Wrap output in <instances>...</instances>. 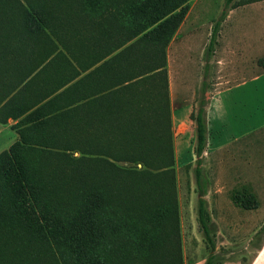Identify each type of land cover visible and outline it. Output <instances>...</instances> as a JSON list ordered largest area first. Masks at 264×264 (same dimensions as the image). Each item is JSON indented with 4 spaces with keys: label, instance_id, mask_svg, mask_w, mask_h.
<instances>
[{
    "label": "trees",
    "instance_id": "obj_1",
    "mask_svg": "<svg viewBox=\"0 0 264 264\" xmlns=\"http://www.w3.org/2000/svg\"><path fill=\"white\" fill-rule=\"evenodd\" d=\"M52 1L55 0H0V7L7 5L17 13L30 15L35 25L52 31L55 11L62 9L56 5L48 10L47 4H38ZM62 1V5L74 2L89 8L93 14H103L110 8L107 0ZM187 1L131 0L116 8L128 26L133 21L140 31L149 29L146 37L162 42L165 58V47L185 15L184 8L176 10ZM233 1L227 0L212 27L205 52L202 98L193 116L197 131V218L211 250L205 264L229 260L215 252L217 223L206 198L210 182L205 174L204 152L208 140L206 93L211 86L210 61L227 12L230 6H236ZM259 63L264 64V57ZM165 65L164 61L160 67L166 79ZM140 82L121 87L116 134L115 128L107 132L109 128L106 133L76 135L73 140L80 142L76 148L72 143L56 147L65 138L61 132L37 134L35 139L21 134L20 141L0 153V264H184L177 199L163 193L162 186H154L152 183L158 182L148 170L131 169L138 160L151 166L145 151L154 152L147 143L161 127L152 120V131L147 134L153 102L146 97L131 98L132 86ZM127 100H131V107ZM40 140L56 146L49 148ZM77 150L81 152L79 157L73 155ZM242 206L257 208L258 200L250 194L242 199ZM258 233L263 244L264 226Z\"/></svg>",
    "mask_w": 264,
    "mask_h": 264
},
{
    "label": "rangeland",
    "instance_id": "obj_2",
    "mask_svg": "<svg viewBox=\"0 0 264 264\" xmlns=\"http://www.w3.org/2000/svg\"><path fill=\"white\" fill-rule=\"evenodd\" d=\"M130 1L107 0L110 8L105 10L103 14H93L89 8L73 5L74 2L72 4L68 2L64 5H62V0L38 3L40 5L47 4L48 10H51L49 6L56 5L59 7L58 10L60 8L64 10V12L62 10L55 11L56 16L53 18L52 31L49 28L43 29L52 39H55L57 53H63V49L69 46L68 40L73 39L72 36L76 35V39L82 37L83 40L88 41L84 42L83 45L91 44V47L96 49L92 62L105 60V62H113L118 67V69H114L116 75L114 88L105 87L103 93L105 99L108 93L112 92L115 95L112 112L111 105L105 103L102 119L94 116L80 117L79 114L74 120L73 116V119L70 120V126H68V132L65 129L67 119L59 120V123L62 124L59 130L64 134V140L58 141L57 146L45 140H40L39 143H48L44 145L49 148L50 146L68 147L67 145L72 143L73 147L76 148L80 147V142L73 140L76 135H87L90 132L102 133L109 128L110 130L107 132H112L111 129L115 128L114 134H116L122 95L121 87L141 81L132 86L131 98L146 97L153 102L154 110L151 118L147 121V134L152 131V120L155 124H160L161 127L159 131L154 132L156 137L147 143L154 152L148 154L145 151L151 166H146L138 160L131 164V169L148 170L153 174L152 179L158 182L152 184L162 186L163 193L167 194L169 198L175 197L177 199L184 264H205L211 250L203 232L199 229L197 218L198 194L195 180L197 131L196 121L193 117L197 110L193 109L186 118L183 117V108L190 105L191 100L196 97L199 91L202 60L198 58H200L201 51L209 41L214 23L226 8L227 0H188L179 7L176 11H181L184 8L185 15L165 47V58L162 55V42L157 41L152 36L146 37L149 29L140 31V26L131 21L132 25L128 23L131 28L130 32L129 26L123 22L121 12H119L118 7L116 8V5L122 3V7ZM254 1L257 0H234L232 4L234 3L235 7H239ZM1 11L21 15V12L17 13L12 8L0 7V13ZM249 21L247 30L263 32L257 20ZM24 22L26 25L27 21ZM223 31L224 23L221 28V36L218 38L220 42L217 44V54L213 63L215 90H220L241 79L240 71L234 68L236 64L227 63L224 60L222 50L225 39L222 37ZM78 48L79 52L83 51L82 47L79 46ZM164 61L166 79L162 75L163 68L160 67ZM186 67L191 71L187 74L189 89L184 92L179 84V77L183 68ZM126 80L128 82L125 83ZM130 101H126L129 104L128 107H131ZM160 116L162 118L158 122L157 119ZM145 117L147 116L145 115ZM73 155L79 157L81 152L77 150ZM245 168L247 170L264 169V166ZM204 169L208 177L209 162L207 155H204ZM219 174L222 179L219 184L224 186L223 190L219 191L220 193L215 192L214 195L208 189L206 195L209 211L217 223L215 252L229 259L224 264H264V248L260 252L258 251L262 244V235L258 231L264 226V176H257V180L253 183L260 188L262 194L260 198L262 205L258 210H255L244 209L241 206V197L234 196L236 192L232 189L235 188L236 191H239L251 183L239 181L238 175L232 177L228 174L226 177L220 169ZM146 192L152 193L149 190Z\"/></svg>",
    "mask_w": 264,
    "mask_h": 264
},
{
    "label": "crops",
    "instance_id": "obj_3",
    "mask_svg": "<svg viewBox=\"0 0 264 264\" xmlns=\"http://www.w3.org/2000/svg\"><path fill=\"white\" fill-rule=\"evenodd\" d=\"M12 13H0V153L20 141L21 134L35 139L37 134L60 132L59 120L67 119L68 132L73 116L74 120L79 114L102 119L105 103L111 105L112 112L115 95L108 93L105 99L103 93L105 87L114 88L116 64L105 60L92 62L96 49L91 44L83 45L88 41L76 39V35L68 40L69 46L63 53H57L55 39L35 25L30 15ZM249 20H257L263 32L247 30ZM223 23L224 60L236 64L234 68L240 71L241 79L215 90L216 45L210 61L211 86L206 93L208 140L204 155L209 162V192L215 195L223 190L219 169L226 177L238 175L239 181L251 185L239 191L232 188L234 196L243 199L253 194L258 200L254 209L258 210L262 194L253 183L257 176H264V169L245 167L264 166V64L259 63L264 57V0L230 6ZM207 45L198 58L202 60L198 95L183 108L186 118L200 106ZM79 46L83 51L79 52ZM190 71L183 68L179 77L184 92L189 89Z\"/></svg>",
    "mask_w": 264,
    "mask_h": 264
}]
</instances>
